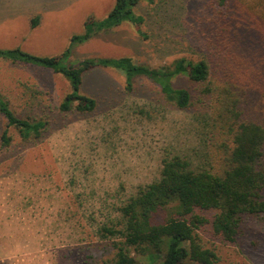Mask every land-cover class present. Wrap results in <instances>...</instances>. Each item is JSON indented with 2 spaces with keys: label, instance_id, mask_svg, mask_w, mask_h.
<instances>
[{
  "label": "rangeland",
  "instance_id": "1",
  "mask_svg": "<svg viewBox=\"0 0 264 264\" xmlns=\"http://www.w3.org/2000/svg\"><path fill=\"white\" fill-rule=\"evenodd\" d=\"M211 1L142 2L134 10L145 20L139 28L126 21L74 43L87 18H105L115 0H0V50L42 57L69 50L65 63L72 66L126 56L157 67L201 55V29L219 9ZM176 84L190 86L183 78ZM69 92L60 74L0 59V94L11 109L49 122L40 142H24L9 127L12 143L0 146V264H102L113 256V237L98 229L119 222L118 207L158 177L162 157L210 167L206 115L175 108L147 79L128 93L119 71H88L81 93L98 107L86 115L58 110ZM5 128L0 116V133ZM163 217L156 213L154 222ZM198 234L217 264H264V214L244 218L235 244L215 240L207 227Z\"/></svg>",
  "mask_w": 264,
  "mask_h": 264
},
{
  "label": "trees",
  "instance_id": "2",
  "mask_svg": "<svg viewBox=\"0 0 264 264\" xmlns=\"http://www.w3.org/2000/svg\"><path fill=\"white\" fill-rule=\"evenodd\" d=\"M148 1L115 0L105 18H87L84 34L72 36V42H85L126 21L139 28L145 20L134 10ZM211 5L219 9L201 29V55L157 67L126 56L85 58L72 66L65 63L69 50L53 57L0 50L2 60L69 80L70 92L58 106L62 113L86 115L97 109L96 99L82 94L81 87L85 74L99 68L122 73L128 93L145 78L175 108L206 115L210 167H193L178 154L162 157L158 177L118 207L119 222L98 229L102 238L113 237V256L102 264H217L215 251L201 242V228L215 240L235 244L244 218L264 214V0H212ZM31 21L34 27L39 18ZM182 78L190 86H177ZM0 116L6 121L2 148L12 143L9 127L24 142H40L49 125L16 115L1 94ZM158 212L164 214L160 223L154 222Z\"/></svg>",
  "mask_w": 264,
  "mask_h": 264
}]
</instances>
